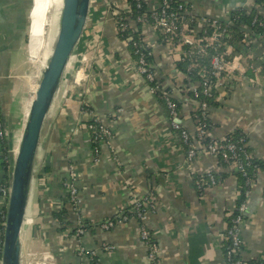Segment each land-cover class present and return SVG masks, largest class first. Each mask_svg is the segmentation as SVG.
Masks as SVG:
<instances>
[{
    "label": "crops",
    "instance_id": "1",
    "mask_svg": "<svg viewBox=\"0 0 264 264\" xmlns=\"http://www.w3.org/2000/svg\"><path fill=\"white\" fill-rule=\"evenodd\" d=\"M191 1L197 13L222 20H227L237 7H250V0ZM28 3L29 0H0V105L7 118L18 122L17 130L23 125L33 88L26 77L28 68L16 73L25 64L20 31ZM74 52L50 106L51 118L42 127L20 235V264L24 257L26 264L31 260V264H40L44 254L49 258L46 264H84L74 254L78 243L87 249L95 248L100 264H148L146 246L138 235L135 219L109 230L98 226L116 211L131 207L147 192H152L156 203L147 225L155 234L161 264H226L221 237L227 214L236 206V192L241 187L239 174L219 163L218 183L198 193L182 165L183 151L169 130L164 104L149 92L145 80L135 74L122 45L116 41L112 21L100 0H91L86 25ZM255 96L258 98L253 101ZM245 98L247 102L243 103ZM242 103L254 113L252 119L260 118L248 126L247 147L253 157L264 162V92L259 85L234 81L222 88L208 114L209 132L222 136L230 131H244L229 127L224 118L231 111L240 113ZM180 104L183 123L192 127L189 103ZM84 105L106 119L110 116L112 144L119 165L106 153L98 163H92L89 135L84 128ZM116 109H121L119 115H114ZM17 139L12 148H16ZM69 162L80 179L81 214L90 220L80 238L71 231L76 216L70 210L66 209L67 224L52 216L57 203L64 198L62 181ZM215 164L214 157L201 153L193 160L194 167L205 170L213 169ZM46 165H54V171L43 173ZM2 174L0 168V177ZM60 226L67 229L57 232L55 228ZM241 232L242 257L246 261L257 260L264 251L263 172L258 173L251 188ZM102 242L114 248L102 249Z\"/></svg>",
    "mask_w": 264,
    "mask_h": 264
},
{
    "label": "built area",
    "instance_id": "2",
    "mask_svg": "<svg viewBox=\"0 0 264 264\" xmlns=\"http://www.w3.org/2000/svg\"><path fill=\"white\" fill-rule=\"evenodd\" d=\"M112 21L114 34L136 75L142 77L149 92L164 104L167 125L177 137L183 151V167L193 179L198 191L206 186H215L219 180L221 163L234 168L242 179L243 187L236 192L235 208L227 214V225L222 234L223 257L226 264H250L241 255L242 227L248 213L251 188L257 175L264 173V166L254 161L247 147V132L230 131L222 136L209 132V111L220 90L235 82L259 85L264 92V8L257 7L250 23L244 24L230 14L227 20L197 13L191 0H100ZM251 7L255 0H250ZM237 9H247L250 8ZM256 7V6H255ZM99 51V45L96 46ZM260 52V53H259ZM85 59V58H84ZM262 60V61H260ZM83 62H86L83 60ZM87 65V64H86ZM165 78V82L162 80ZM189 103V118L192 127L183 123L180 102ZM116 109L114 115H119ZM84 128L89 135L92 163L100 161L106 153L120 164L115 156L112 123L97 115L89 105H84ZM0 122V142L6 135ZM11 152V162L15 148ZM216 159L213 169L196 168L193 160L198 154ZM3 161L9 158L2 152ZM12 167V164H11ZM11 172V169H10ZM9 172V176H10ZM79 175L72 163L66 167L62 181L65 190L63 201L57 210L67 209L75 216V236L80 238L86 230V217L81 214ZM10 177H0V225L4 226ZM156 208L152 192L139 196L129 208L116 211L111 217L98 223L101 230H109L118 223H127L132 218L138 223V235L146 246L148 264H161L159 247L147 219ZM90 224V221H89ZM0 230V250L2 247ZM100 248L111 251L114 246L102 242ZM76 258L89 264L96 257V249H87L80 243L75 246ZM42 256L40 264H46ZM96 264H100L96 258ZM84 263V264H85ZM1 264V259H0ZM251 264H264V251Z\"/></svg>",
    "mask_w": 264,
    "mask_h": 264
},
{
    "label": "water",
    "instance_id": "3",
    "mask_svg": "<svg viewBox=\"0 0 264 264\" xmlns=\"http://www.w3.org/2000/svg\"><path fill=\"white\" fill-rule=\"evenodd\" d=\"M89 8L90 0H62L57 35L40 78L31 92L30 104L15 148L0 250L1 264H20V235L42 127L64 71L84 31ZM12 146L11 143L10 148Z\"/></svg>",
    "mask_w": 264,
    "mask_h": 264
},
{
    "label": "rangeland",
    "instance_id": "4",
    "mask_svg": "<svg viewBox=\"0 0 264 264\" xmlns=\"http://www.w3.org/2000/svg\"><path fill=\"white\" fill-rule=\"evenodd\" d=\"M248 4L251 6L250 1ZM61 9H62V0H33V4H32V0H29L28 8L26 12H24L26 15L29 16V12L31 11L29 19L27 18L28 16L25 18V20H27L28 25H25V27L23 28L22 37H21L22 38L21 47H20L22 53L24 54V58H25L24 65L26 67L24 65L19 67L16 73H21V71H23L22 70L23 67L25 69L28 68L27 71L28 73L26 74V77L30 78L31 84H33V88H35L38 79L40 78L41 70L46 63V60L49 56L48 54H50V50L52 49L53 42L57 35ZM258 97L256 96L252 97V100L255 101ZM242 102L246 103L247 99L245 98L244 101ZM253 114L254 113L250 109L243 106V108L240 109V113L231 111V113H227L226 115H224V118L225 120L228 121L227 125L229 127L233 129L239 128L244 130L245 132H248L250 128L248 126L253 125L255 121L260 119V118L252 119L250 116H253ZM50 118H51V113L50 114L48 113L44 120L45 122L44 127L45 125H47V122ZM22 126H19L18 133L15 134V137H18V139ZM42 131H44V128L42 129ZM27 258L28 257H26V259ZM42 261L43 259L41 256L40 262ZM31 263L32 260L30 261L29 264ZM22 264H26L25 257Z\"/></svg>",
    "mask_w": 264,
    "mask_h": 264
},
{
    "label": "trees",
    "instance_id": "5",
    "mask_svg": "<svg viewBox=\"0 0 264 264\" xmlns=\"http://www.w3.org/2000/svg\"><path fill=\"white\" fill-rule=\"evenodd\" d=\"M254 3H255L256 7L254 5H252V7L250 6L251 7L250 10L237 9V8L233 9L232 12H231L233 14L232 16L236 20H238V19L242 20L244 24L250 23L251 17L253 15L254 11L256 10V8L257 7L264 8V0H255ZM27 5H29V3ZM27 8H28V6H27ZM27 16L28 15H26V14H24V16H23L24 20L22 22V28H21L22 30L20 31V34H22V31H23V28L25 27V25H28L27 24V20H25V18ZM27 18L29 19V16ZM115 38H116L117 43H119L121 38L116 36V35H115ZM260 61H262V60H260ZM162 80L165 82V78L162 79ZM0 122L3 124V127L6 129V132H7L5 137L0 142V148H1V151L3 153H5L6 156H8V158H9L8 161H3V159L0 158V168H2L3 173H4L2 175H4L6 178H8L9 177V172H10V169H11V164H12V162H11V152H9V150L11 149L10 148V144L14 142V139L16 138L15 134L18 133V130H17L18 129V126H17L18 122H16L13 118H7L5 112L1 109V105H0ZM9 132L12 134L11 136H9ZM90 147H92L91 144H90ZM55 158H56V154H55ZM254 161L258 162L261 165V167L264 166V162L261 159L254 158ZM54 169H55L54 165H46L43 168V173H52L54 171ZM35 173H36V175L38 174L37 171ZM241 185L243 187L242 179H241ZM64 195H65V193L62 196H64ZM154 202H155V200H154ZM66 203L67 202L64 203V207L65 208L59 209L57 211H54L53 214H52V216L55 217L60 223H62L64 221L65 224L68 223L67 220H64L65 219V214H66V209H67ZM127 208H128L127 213L130 216H132L133 215L132 211L129 212V208L130 207H125L124 209H127ZM89 221L90 220L86 219V222H85V223H87L86 227H88V225H90ZM71 228H72L71 231L74 232L75 231V226H73V227L71 226ZM3 229H4V226L0 225V230L2 232H3ZM55 229L57 230V232H61L62 230L67 229V226H60V227H57ZM223 250H224V246H223ZM255 261H249V263L251 264V263H253ZM96 263H97L96 262V257L94 256V257L91 258V261L89 262V264H96Z\"/></svg>",
    "mask_w": 264,
    "mask_h": 264
},
{
    "label": "bare ground",
    "instance_id": "6",
    "mask_svg": "<svg viewBox=\"0 0 264 264\" xmlns=\"http://www.w3.org/2000/svg\"><path fill=\"white\" fill-rule=\"evenodd\" d=\"M32 4H33V0H32ZM54 4V3H53ZM52 5V4H51ZM32 8V7H31ZM30 13H31V11L29 12V16H30ZM51 51V50H50ZM49 55V54H48ZM45 56V55H44ZM24 222V221H23Z\"/></svg>",
    "mask_w": 264,
    "mask_h": 264
}]
</instances>
